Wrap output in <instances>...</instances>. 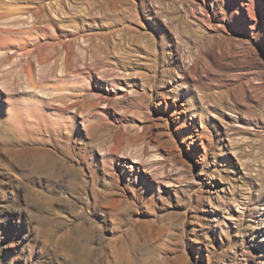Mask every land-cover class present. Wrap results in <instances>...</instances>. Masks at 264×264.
<instances>
[{
  "label": "rangeland",
  "instance_id": "obj_1",
  "mask_svg": "<svg viewBox=\"0 0 264 264\" xmlns=\"http://www.w3.org/2000/svg\"><path fill=\"white\" fill-rule=\"evenodd\" d=\"M0 264H264V0H0Z\"/></svg>",
  "mask_w": 264,
  "mask_h": 264
},
{
  "label": "bare ground",
  "instance_id": "obj_2",
  "mask_svg": "<svg viewBox=\"0 0 264 264\" xmlns=\"http://www.w3.org/2000/svg\"><path fill=\"white\" fill-rule=\"evenodd\" d=\"M18 156L19 164H31L32 170L40 171L43 169L50 170V162L48 159V154L41 152L39 148H21L15 152Z\"/></svg>",
  "mask_w": 264,
  "mask_h": 264
}]
</instances>
